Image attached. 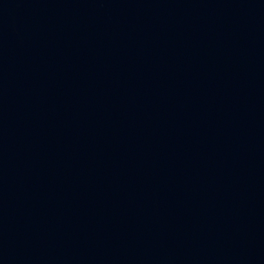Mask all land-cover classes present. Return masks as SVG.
Listing matches in <instances>:
<instances>
[{"label": "water", "instance_id": "1", "mask_svg": "<svg viewBox=\"0 0 264 264\" xmlns=\"http://www.w3.org/2000/svg\"><path fill=\"white\" fill-rule=\"evenodd\" d=\"M0 264H264V0H0Z\"/></svg>", "mask_w": 264, "mask_h": 264}]
</instances>
